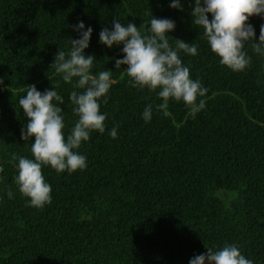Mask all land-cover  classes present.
I'll return each instance as SVG.
<instances>
[{
    "label": "trees",
    "instance_id": "1",
    "mask_svg": "<svg viewBox=\"0 0 264 264\" xmlns=\"http://www.w3.org/2000/svg\"><path fill=\"white\" fill-rule=\"evenodd\" d=\"M0 0V264H189L191 258L235 244L253 264H264V54L242 49L251 63L242 71L221 64L192 23L194 0ZM168 18V36L197 45L180 52L190 79L208 89L205 107L191 114L183 101H164L161 89L133 88L115 68L123 45L99 42L116 17L142 33L151 18ZM212 16L209 14V20ZM93 29L85 55H94L93 75L111 70L105 131H90L78 151L87 167L58 173L42 165L51 203L37 209L16 184L18 160H34L35 138L21 140L27 118L19 105L26 86L62 96L65 140L78 117L73 85L50 68L59 49L70 51L71 25ZM259 41L264 18H249ZM174 48L175 41L170 38ZM57 85H59L57 87ZM166 104V107H158ZM152 105V118L143 112ZM117 127V138L109 132ZM13 196L9 199L7 193Z\"/></svg>",
    "mask_w": 264,
    "mask_h": 264
},
{
    "label": "clouds",
    "instance_id": "2",
    "mask_svg": "<svg viewBox=\"0 0 264 264\" xmlns=\"http://www.w3.org/2000/svg\"><path fill=\"white\" fill-rule=\"evenodd\" d=\"M169 6L184 10L180 0H172ZM253 16L264 18V0H194L191 11L192 23L203 28L211 51L221 58L222 65L233 71H242L251 63L242 51L246 42L255 41L253 50L264 54V24L260 26L257 42L255 29L248 23ZM69 27L79 34V38L69 37L71 48L67 58L66 53L59 49L50 66L62 74L65 83H72L73 78H78L73 87L83 90L70 93V100L76 106L73 114L78 120L67 140L63 132V110L58 106L63 105L64 100L53 87L41 93L35 85H27L26 95L19 99L27 118L20 138L23 141L35 138L31 146L34 160L16 154H13L12 160H18L16 184L19 191L30 198V206L37 209L51 203L52 188L45 182L42 165H50L58 173L65 170L75 172L87 167V157L75 150L80 148L82 141L89 140L91 130L105 131L107 114H101L98 101L104 97L103 103H107V93L114 83L110 80L111 70L100 71L98 75L90 71L97 61L94 55H85L93 32L91 26L86 28L83 21H78ZM175 27L171 19L152 16L150 28L142 33L143 24L139 28L133 22L125 25L115 17L111 30L105 27L100 31L99 42L109 49L123 45V58L115 59V68L127 66L124 72L130 78L131 87L159 88L160 98L164 101H183L195 118V114L205 107L203 99L196 103L197 97H204L208 89L199 80L190 79V70L183 65L179 54L183 52L195 56L198 54L197 45L168 36L167 33L174 31ZM170 38L175 41L174 48L170 45ZM3 83L0 79V85ZM158 107H166V104ZM151 118L152 105H148L143 119L147 122ZM109 135L116 139L117 127H113ZM3 171L0 167V172ZM7 195L9 199L13 196L11 191ZM189 264H253V261L246 259L235 244H226L219 250L207 248L206 253L191 258Z\"/></svg>",
    "mask_w": 264,
    "mask_h": 264
}]
</instances>
